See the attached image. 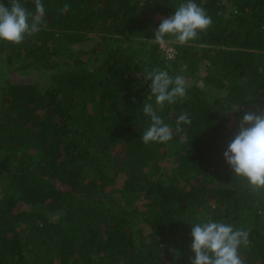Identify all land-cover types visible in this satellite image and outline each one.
I'll use <instances>...</instances> for the list:
<instances>
[{
    "label": "trees",
    "instance_id": "obj_1",
    "mask_svg": "<svg viewBox=\"0 0 264 264\" xmlns=\"http://www.w3.org/2000/svg\"><path fill=\"white\" fill-rule=\"evenodd\" d=\"M182 2L42 0L38 32L0 40V264H191L207 220L246 230L243 264H264V187L223 156L264 109V0H196L213 24L169 59L151 40ZM184 64L186 98L158 115L192 124L144 144L145 66Z\"/></svg>",
    "mask_w": 264,
    "mask_h": 264
},
{
    "label": "clouds",
    "instance_id": "obj_2",
    "mask_svg": "<svg viewBox=\"0 0 264 264\" xmlns=\"http://www.w3.org/2000/svg\"><path fill=\"white\" fill-rule=\"evenodd\" d=\"M35 14L25 8L20 0H9V7L0 2V40L21 44L26 36L40 30L45 12L42 0H34ZM64 9L68 8L65 4ZM173 15L161 20L151 41L166 49L170 38L178 45L197 40L199 34L208 30L213 19L196 0H185ZM171 59V57H169ZM184 64L172 73L160 67L145 66L144 80L151 81L150 92L143 105V113L149 118L148 126L141 135L142 142L167 143L173 139L174 131H183L182 125H191L188 111H183L175 121V130L158 115L166 105L185 99L191 87ZM154 100L155 106L152 103ZM234 112L238 109L233 108ZM181 142H184L182 138ZM226 163L237 176H242L256 187H264V109L245 111L239 120L233 138L223 152ZM191 249L195 253L191 264H243L238 249L248 241V232L230 224L207 220L198 222L191 229Z\"/></svg>",
    "mask_w": 264,
    "mask_h": 264
},
{
    "label": "rangeland",
    "instance_id": "obj_3",
    "mask_svg": "<svg viewBox=\"0 0 264 264\" xmlns=\"http://www.w3.org/2000/svg\"><path fill=\"white\" fill-rule=\"evenodd\" d=\"M170 47H172V40L169 38V39H168V44H167V46H166V49L164 50L165 53H167L168 50L171 49ZM171 54H172V53H171ZM33 77H36V75L33 74L31 77H29V76H25V78H28V79H32Z\"/></svg>",
    "mask_w": 264,
    "mask_h": 264
},
{
    "label": "built area",
    "instance_id": "obj_4",
    "mask_svg": "<svg viewBox=\"0 0 264 264\" xmlns=\"http://www.w3.org/2000/svg\"><path fill=\"white\" fill-rule=\"evenodd\" d=\"M170 48H171V49L168 50L167 55L170 56V57H172V56L174 55V53H175V49H174L173 47H170ZM171 53H172V54H171Z\"/></svg>",
    "mask_w": 264,
    "mask_h": 264
}]
</instances>
